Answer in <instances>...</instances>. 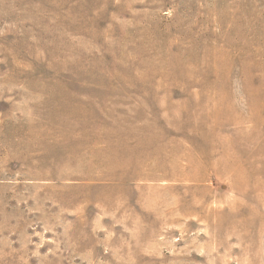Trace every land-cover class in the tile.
<instances>
[{
	"label": "rangeland",
	"instance_id": "374dc122",
	"mask_svg": "<svg viewBox=\"0 0 264 264\" xmlns=\"http://www.w3.org/2000/svg\"><path fill=\"white\" fill-rule=\"evenodd\" d=\"M0 264H264V0H0Z\"/></svg>",
	"mask_w": 264,
	"mask_h": 264
}]
</instances>
